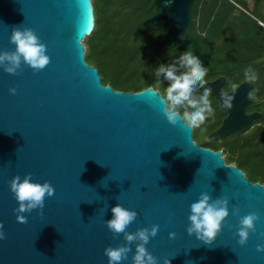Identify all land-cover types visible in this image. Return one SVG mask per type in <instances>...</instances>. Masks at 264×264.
<instances>
[{"label": "water", "instance_id": "95a60500", "mask_svg": "<svg viewBox=\"0 0 264 264\" xmlns=\"http://www.w3.org/2000/svg\"><path fill=\"white\" fill-rule=\"evenodd\" d=\"M193 1L154 0L159 12L142 25L162 22L170 27L165 40L184 50ZM14 27L33 30L50 60L38 71L23 63L16 74L0 68V264H108L104 249L125 243L123 233L114 237L104 223L118 203L138 214L128 232L160 228L146 246L158 264L166 258L170 264H264V251L256 250L264 245V186L227 165L220 151L195 144L192 130L170 125L158 94L148 92L153 88L124 93L102 85L84 60L83 40L94 28L91 0H0V51L14 50ZM224 83L220 77L205 86L225 113L207 142L263 118L245 113L255 99L251 84L224 92ZM225 95L234 97L230 110L222 105ZM26 173L48 181L54 194L20 223L8 181ZM201 192L229 201V216L210 244L186 232L189 205ZM233 206L241 216L259 217L244 245L237 243ZM131 256L121 264H131Z\"/></svg>", "mask_w": 264, "mask_h": 264}, {"label": "trees", "instance_id": "16d2710c", "mask_svg": "<svg viewBox=\"0 0 264 264\" xmlns=\"http://www.w3.org/2000/svg\"><path fill=\"white\" fill-rule=\"evenodd\" d=\"M94 28L85 37V63L98 72L103 86L118 92L163 91L154 70L177 59L184 50L200 56L208 68V82L224 78V92L242 82L252 85L254 101L245 111L264 117V0H194L187 27L190 43L184 50L165 40L170 27L162 22L142 23L159 12L154 0H91ZM256 74L245 79V69ZM101 75L106 77L101 78ZM198 92L197 94H199ZM215 115L201 129H192L195 144L220 151L251 183L264 186V118L222 140L205 138L219 128L225 113L209 97ZM201 135L202 140L197 136Z\"/></svg>", "mask_w": 264, "mask_h": 264}, {"label": "clouds", "instance_id": "9594fccd", "mask_svg": "<svg viewBox=\"0 0 264 264\" xmlns=\"http://www.w3.org/2000/svg\"><path fill=\"white\" fill-rule=\"evenodd\" d=\"M9 40L14 44V50L0 51V68L6 73L16 74L22 63L30 66L34 71L43 69L49 63L50 58L47 55L46 45L40 41L33 30L14 27ZM207 73L208 68L203 65L200 56L190 50H184L177 59L167 64L160 63L155 68L154 76L160 83H162V77L167 84L162 92L154 89L148 92L153 95L158 94L162 102L160 111L170 125L203 131L202 126L205 122L214 117L215 110L209 99L211 89L205 87L208 83ZM255 78L254 70L245 69V79L254 80ZM201 89L202 92L197 94ZM9 92L15 94L16 89L10 88ZM233 100V96L225 95L222 97V105L230 110ZM8 187L17 201V207L13 209V212L16 213V220L20 223L26 222V216L23 213L42 209L45 197H51L54 194V187L48 181L36 182L32 179L31 173H26L23 177L14 175L8 181ZM228 204L227 198L212 199L208 193L201 192L198 199L189 205L187 234L195 235L205 244L212 243L221 231L225 218L229 216ZM110 211L111 218L105 220L104 223L114 237L123 233L125 243L104 249L108 264H121L122 261L128 259L129 252H132L131 264H158V260L149 254L146 246L158 237L160 228L152 226L151 229L137 228L135 232H128L126 229L137 217V212L119 203L112 206ZM231 214L238 217L235 232L238 236L237 243L244 245L249 233L255 231V222L259 220V217L254 212L241 216L239 208L235 206ZM174 236L175 233H169V238H174ZM4 238L3 225L0 224V240ZM133 243L134 251L129 246ZM256 250L264 251V245L258 244ZM163 264H170L169 259H164Z\"/></svg>", "mask_w": 264, "mask_h": 264}, {"label": "rangeland", "instance_id": "374dc122", "mask_svg": "<svg viewBox=\"0 0 264 264\" xmlns=\"http://www.w3.org/2000/svg\"><path fill=\"white\" fill-rule=\"evenodd\" d=\"M83 44H84V41H83ZM84 47H85V46H84ZM104 77H106V76H105V75H103V76L101 75V78H104ZM197 137H198L199 140H202V139H203L201 135H199V136H197ZM206 138H207V137H206ZM206 138H205V140H206Z\"/></svg>", "mask_w": 264, "mask_h": 264}, {"label": "flooded vegetation", "instance_id": "af4514ba", "mask_svg": "<svg viewBox=\"0 0 264 264\" xmlns=\"http://www.w3.org/2000/svg\"><path fill=\"white\" fill-rule=\"evenodd\" d=\"M245 113L246 114H251V113H255V111H253V112H249V113H247L246 111H245ZM258 113V112H257ZM261 114V113H260ZM264 118V117H263ZM263 118L261 119V120H263ZM261 120H259V121H261ZM258 122V121H257Z\"/></svg>", "mask_w": 264, "mask_h": 264}]
</instances>
